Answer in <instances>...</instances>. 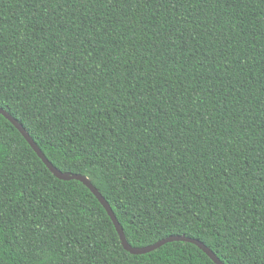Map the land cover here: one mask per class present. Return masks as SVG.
<instances>
[{
	"label": "trees",
	"instance_id": "16d2710c",
	"mask_svg": "<svg viewBox=\"0 0 264 264\" xmlns=\"http://www.w3.org/2000/svg\"><path fill=\"white\" fill-rule=\"evenodd\" d=\"M0 107L132 246L264 264V0H0ZM0 264L215 263L125 250L0 114Z\"/></svg>",
	"mask_w": 264,
	"mask_h": 264
},
{
	"label": "water",
	"instance_id": "95a60500",
	"mask_svg": "<svg viewBox=\"0 0 264 264\" xmlns=\"http://www.w3.org/2000/svg\"><path fill=\"white\" fill-rule=\"evenodd\" d=\"M0 114H2L5 118H7L22 134V136L25 138V140L29 143V145L32 147V149L36 152V154L39 156V158L42 160V162L46 165V167L52 172L54 176H56L59 179L62 180H71L75 179L80 182H82L92 193L93 195L98 199V201L101 203V205L106 210L108 216L110 217L115 230L118 233V236L120 238L121 244L124 247L125 250L132 254H143L150 252L161 245L171 242V241H185L190 242L192 244H195L198 248H200L207 256L215 263V264H224L217 256L216 254L202 241H200L197 238H192L189 236H185L183 234L180 235H170L165 238H162L152 244L146 245V246H132L128 243L125 233L123 231V228L121 224L119 223L114 211L112 210L111 206L109 205L108 201L104 198V196L99 192V190L93 185V183L89 180L88 177L73 173L70 171H62L55 167L44 155V153L41 151V149L38 147L37 143L33 140V138L29 135V133L26 131V129L23 127V125L12 115H10L4 108L0 107Z\"/></svg>",
	"mask_w": 264,
	"mask_h": 264
}]
</instances>
